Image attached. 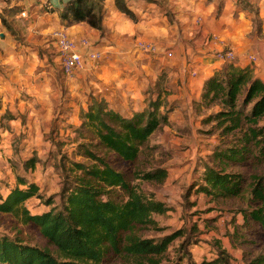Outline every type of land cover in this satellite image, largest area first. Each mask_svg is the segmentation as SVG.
<instances>
[{"label":"trees","instance_id":"1","mask_svg":"<svg viewBox=\"0 0 264 264\" xmlns=\"http://www.w3.org/2000/svg\"><path fill=\"white\" fill-rule=\"evenodd\" d=\"M113 3L118 12L138 20L127 0ZM106 13L103 0H69L61 18L68 25L85 23L102 31ZM163 105L158 97L127 118L92 100L75 131L77 155L85 161L71 162L68 169L62 165L66 183L60 205L46 200L48 211L31 214L26 202L43 196L38 185L22 178L6 197L0 196V215L35 228L46 242L40 247L17 234L0 235V264H162L184 231L158 240L138 232L157 228L154 215L168 211L141 187L142 182L162 184L168 177L165 168L141 169L152 136L168 122ZM200 105L220 108L203 121L212 126L209 132L218 136L219 144L203 166L196 193L210 201L237 202L235 213L242 216L237 228L257 230L264 237V82L250 67L225 63L204 82ZM118 161L132 167L131 175L117 168ZM36 162L32 157L25 167L33 170ZM247 168L262 172L248 175ZM245 234L236 237L240 244L254 246ZM183 260L179 255L169 264ZM211 264L228 263L217 259ZM246 264H264V253L249 255Z\"/></svg>","mask_w":264,"mask_h":264},{"label":"rangeland","instance_id":"2","mask_svg":"<svg viewBox=\"0 0 264 264\" xmlns=\"http://www.w3.org/2000/svg\"><path fill=\"white\" fill-rule=\"evenodd\" d=\"M198 1L196 5L199 4ZM261 1L242 0L241 6L239 5L252 17L260 39L264 38V21L259 17L258 11V3ZM219 3L216 7L220 9ZM141 40L151 41L136 39L133 48ZM157 44L162 48L161 44ZM117 58L119 61L123 60L122 55ZM144 58L155 59L146 56ZM51 64L52 77L55 79L52 83L55 87L52 86V89L55 88L57 97H51L50 103L35 101L36 97H33L34 102H29L28 106L22 105L17 99L13 104L8 103L9 109L4 107L0 97V196L6 197L12 188L19 185L21 178L35 183L40 188L43 200L33 198L26 202L27 209L33 215L50 209L45 203L46 200H52L56 206L60 205V194L66 183L62 165L65 164L68 169L71 162L85 161L77 155L74 141L77 136L75 131L81 125L82 111L87 110L89 103L96 99L112 109V99L119 102L123 100L127 105L121 112L134 114L135 111L132 101L136 99L131 96L132 89L127 90L131 87L126 83L118 85L111 81L103 86L84 84L77 81L84 70L68 77L61 70L57 50L53 53ZM165 75L160 74L152 79L148 86L143 83L141 93L144 97L137 99L138 103L145 104L147 108L151 100L161 97L164 102L162 111L169 112L167 124L152 136L149 143L151 149L141 159V169L161 167L167 170L168 177L164 183L142 182L141 187L146 195L165 203L168 211L164 215H154L157 228L140 231L138 235L158 240L174 232L184 231L185 237L170 246L168 256L162 264H169L179 255L184 256L182 264H211L217 259H225L228 264H246L249 255L264 253V237L261 232H246L237 228L242 224V216L235 213L237 202L210 201L196 193L195 185L202 178L203 166L211 161L212 152L219 144L218 136L209 132L212 126L204 124L203 121L220 108L214 106L208 109L201 106V97H175L176 93L167 85L168 79ZM123 76L120 74L121 78ZM74 80L79 86L70 90ZM194 94L197 95L196 92ZM111 95L117 97H109ZM31 109H36L38 114L30 116ZM32 157L37 161L33 170L25 167L26 161ZM116 166L120 171L131 175L132 167L128 164L118 161ZM245 171L248 175L262 172L251 168ZM20 187L25 189V186ZM245 233L248 242H252L254 246L240 244L236 237L246 235ZM16 234L33 245H46L35 228L23 226L13 218L0 215V235L13 237ZM221 249L225 251V255L221 253Z\"/></svg>","mask_w":264,"mask_h":264},{"label":"crops","instance_id":"3","mask_svg":"<svg viewBox=\"0 0 264 264\" xmlns=\"http://www.w3.org/2000/svg\"><path fill=\"white\" fill-rule=\"evenodd\" d=\"M68 1L0 0V97L5 108L10 109L8 103L17 99L30 106L28 103L35 99L50 103L51 97H57L52 89L55 79L51 61L56 51L53 33L63 29L78 42L89 40L104 54L98 63H88L77 81L101 86L111 81L126 83L136 99L132 101L134 113L146 108L138 103L139 97H144L143 83L148 86L164 73L175 97H201L206 79L225 67L215 58L223 50H233L234 64L250 67L264 82V38L260 39L252 17L240 7L242 0H199L197 5V0H127L136 22L118 12L113 0H103L107 13L102 31L85 23L68 25L61 18ZM258 7L264 21V0ZM135 38L153 40L162 45V50L157 55H143L133 48ZM163 50L172 51L173 57H165ZM118 55H122V61ZM251 57L257 61L252 63ZM75 82H71L70 90L79 86ZM112 100L113 110L132 117L133 113L121 112L127 105L123 100ZM34 114H38L36 109L29 110L30 116Z\"/></svg>","mask_w":264,"mask_h":264},{"label":"built area","instance_id":"4","mask_svg":"<svg viewBox=\"0 0 264 264\" xmlns=\"http://www.w3.org/2000/svg\"><path fill=\"white\" fill-rule=\"evenodd\" d=\"M53 38L61 70L68 77L74 76L80 70H85L88 63H98L103 58V53L95 49L89 40L83 39L78 42L72 39L64 29L55 31ZM135 50L145 55H157L162 49L155 42L141 40L135 44ZM163 51L165 57H173L172 51ZM215 58L222 63L232 64L236 61L233 50L220 51L216 53ZM250 60L255 63L257 58L251 57Z\"/></svg>","mask_w":264,"mask_h":264}]
</instances>
